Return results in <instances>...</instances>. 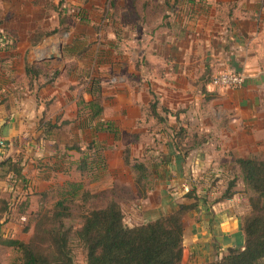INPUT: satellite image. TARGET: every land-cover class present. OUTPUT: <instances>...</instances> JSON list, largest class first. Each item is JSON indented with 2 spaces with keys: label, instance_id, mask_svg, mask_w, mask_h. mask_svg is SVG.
<instances>
[{
  "label": "crops",
  "instance_id": "crops-1",
  "mask_svg": "<svg viewBox=\"0 0 264 264\" xmlns=\"http://www.w3.org/2000/svg\"><path fill=\"white\" fill-rule=\"evenodd\" d=\"M115 1L110 9L105 0H89L85 4L88 19L77 23L74 18L75 39L81 35L93 47L68 81L64 66L53 81L45 72L30 82L26 51L34 45L38 30L59 25V0H54L56 8L35 5L33 0H0L2 18L8 17L5 27L16 40L7 60L12 62L10 68L3 72L0 63L4 92L0 94V161L13 158L23 167L19 175L10 174L0 184V192L14 189L12 197H2L16 201L1 220L0 238L29 241L34 217L46 206L44 194L79 181L81 153L72 148L78 145L84 151L93 144L105 153L108 163L114 160L121 172H128L118 179V186L130 189L135 198L129 217L119 201L130 227L168 215L181 203H194L195 197L187 194L191 190L201 201L184 217L182 264L221 260L232 252L229 248L236 250L245 244L243 207L248 196L238 191L245 187L238 160L264 154V0ZM60 11L66 10L61 7ZM113 15L118 32H111L109 26L108 36L100 41L108 42V49L117 43L122 46L119 70L125 72L126 82L132 75L137 83L129 94L128 88L124 99L118 95L119 115L111 112L112 104L103 103V116L82 126L80 100L85 104L93 97L89 84L80 83L76 72L80 70L84 78L89 75L94 49L98 51L92 25H111ZM47 39L42 37L40 42ZM106 54L99 62L105 61V55L109 61L112 55ZM222 71L244 72L245 84L207 90L211 77ZM154 96L159 117L149 111ZM63 121L70 123L48 130L49 124ZM99 122L112 124L115 131L98 130ZM138 122L166 124L167 131L145 132ZM126 148L140 162L153 158L144 163L150 171L145 197L139 193L135 172L125 162ZM111 167L103 169L109 172ZM106 177L101 189L117 191L107 186L110 178ZM231 183L233 196L223 198ZM4 248H15L0 243V261L9 264L2 254Z\"/></svg>",
  "mask_w": 264,
  "mask_h": 264
},
{
  "label": "trees",
  "instance_id": "trees-1",
  "mask_svg": "<svg viewBox=\"0 0 264 264\" xmlns=\"http://www.w3.org/2000/svg\"><path fill=\"white\" fill-rule=\"evenodd\" d=\"M43 2L46 6L50 5V0H33L35 5ZM63 22L62 19L60 23L63 24ZM1 24L0 21V28ZM56 30L57 28L53 31L38 30L36 33L38 40H34L33 44L40 42L42 37L52 35ZM59 73L57 70L49 81H53ZM43 74L45 73L42 68L36 65L26 67V75L30 82ZM95 92L97 89L92 90L94 96ZM157 105L158 100L154 96L150 102L149 111L159 117L156 110ZM85 106L89 109L90 121H95L104 114L105 105L97 97L85 102ZM68 123L70 122L63 121L61 125L49 124L48 130L61 128ZM81 125L87 126V123L82 120ZM96 128L115 131L112 124L104 122H99ZM94 146L89 144L87 150ZM73 148L81 150L78 145ZM125 155L126 163H130L129 148H126ZM97 158L99 159L100 156ZM88 159L89 154L86 152L79 162V168L84 172L90 164ZM238 164L243 174L245 187L251 192L249 200L252 209L245 217L242 228L245 233V244L243 248L227 253L221 260L205 264H257L264 258V159L253 155L240 158ZM0 167H6L7 172L12 175H19L23 168L22 162L13 158L0 161ZM133 168L138 170L136 184L139 193L145 197L150 174L149 168L140 162H135ZM2 178L4 176L0 173V180ZM233 187L234 183H231L223 198L233 196ZM112 193L113 190L98 193L83 191L82 200L85 203L100 198L104 194L111 198L104 207L90 205L86 208L82 216V224L77 230L67 227L65 220L71 216L70 208L64 200H59L51 210L37 215L34 233L29 241L2 237L0 243L14 247L21 252L20 264H75L71 245L72 235H75L87 251V264H182L185 241L184 217L198 208L200 197L193 195L190 190L187 194L195 197L194 203H181L177 210L168 215L130 227L125 222L121 204ZM10 202L5 198L0 200V224L5 214L11 209ZM0 264L4 263L0 261Z\"/></svg>",
  "mask_w": 264,
  "mask_h": 264
},
{
  "label": "rangeland",
  "instance_id": "rangeland-1",
  "mask_svg": "<svg viewBox=\"0 0 264 264\" xmlns=\"http://www.w3.org/2000/svg\"><path fill=\"white\" fill-rule=\"evenodd\" d=\"M88 1L89 0H73V1L59 0V2L57 3L59 7V22L62 19L64 20V22L63 24L59 23L58 26L49 29V31H53L55 28H57L56 32H53L52 35L48 36V39L46 40L48 42L42 41L40 42L41 44L40 43L34 44L33 46H30L28 48V50L26 51V55H27L26 64H25L26 67L28 65H36L37 67L42 68L44 73L48 72L49 73L48 77L50 79L53 77L54 73L57 70H59L60 73L58 76H60V74L62 73L61 70L64 68V66H67L68 75L65 76V80L68 81L71 71L78 70L77 64H79L81 60L85 63V60L88 57L86 54L90 52V48H92L93 46L92 44L86 43L84 40H82L81 35L75 39L76 34L73 29L75 28V23L73 22L76 19L77 23H83L85 22V20L88 19L89 15L86 11V6H85V4ZM115 3L117 4L115 0H105V5L108 6V4H110L109 6L110 9L115 7L114 6ZM42 5L46 6V3L43 2ZM48 6L53 7L54 0H50V5ZM61 7L62 9L66 10L64 13L60 11ZM68 16L72 18H68ZM7 18L8 17L2 18V11H1L0 21L2 23L1 24L2 26L0 28V63L2 65L1 66L2 71L3 69L6 71L7 68H10V64L12 65V62L10 63L7 60H9V56H11L10 52H12L14 48L16 47V40L14 36L15 34L5 27V22L7 21ZM69 19H72L71 23L73 24V27L69 23ZM116 21L118 20L113 15V23L111 25L110 24L103 25V23L102 25L100 24L92 25L94 29V34L98 38L97 39L98 40L97 41L98 51H95L94 49V52H93L95 54L94 63L90 64L89 68H87L89 70L88 71L89 75L86 78L81 76L80 70L76 72V74L79 75L78 81H80V83H86L87 85L89 84L88 93L92 95L93 99L94 97H97L103 103L112 104L111 112H114L115 116L119 115V109H117V107H119L121 103L118 95H120L124 99L126 97L128 88H129L128 90V94H129L130 89L131 91H134L135 85L137 83V79H135L134 77L132 78V75L128 77V81L126 82L124 80L126 76L125 72L119 70V65H118L119 64V54L122 53V49H121L122 46L117 43L114 47L108 49L110 47L109 43L100 41L104 37L108 36L109 31L106 30V28H108L109 26H110L111 32L113 33L118 32V26L115 24ZM10 39L14 40L13 43L11 42ZM106 53H108L109 55H112L109 58V61H108V58L106 57L107 55ZM104 54H106L105 61L99 62L100 60H102V57L104 56ZM71 59H73V61H71ZM55 66H59V67L56 69ZM71 86L76 87L77 85H71ZM95 89H97V92H95V96H94V94L92 93V90H95ZM120 91H122L123 94H121ZM3 93L4 92H2L0 88V94L2 95ZM81 100H80V110L82 112H80V116L82 115L81 116L82 118L80 119V123L82 120H84L85 122L89 120V116L87 115L86 106L84 103H82L83 100L82 101ZM145 123L146 124L142 123L141 125L138 122V127L139 128L143 127L145 132H149V133L159 132L158 131L159 129H162V131H164V129L166 128V124L155 125L154 123H149V122H145ZM134 127H135L134 125L128 126L127 130L128 129L132 130ZM117 128L119 129V133L122 134V130H120L119 125L117 126ZM166 131L167 130L165 129V132ZM116 132L118 133V131ZM130 133L131 131H128V134ZM77 151L79 152V154L81 153L80 160L86 152L89 154L88 160L90 164H89L88 169H86L84 172L78 167L79 173H81V175L79 173L77 174V176H79V181L66 182L65 183L66 185L63 186L62 188H59V189L54 188L48 191V193H45L44 195L47 198L45 202L46 206L42 208L36 214V216L34 217V221L40 214H43L47 212L48 210H51L59 200H64L66 205L70 208L69 211L71 212V216L65 220L66 225L67 227L77 230L82 224V221H83L82 216L85 213L86 208H88L90 205H93L95 207H104L109 202L111 197H107L108 195L106 194L101 195L100 198L92 199L90 200V202H87V203H85L82 200V193L84 190H88L92 193H98V192L105 191L101 189L105 185L101 182L104 176H108L106 177L105 180H108V178H110L109 182L106 183L107 186H114L117 188V191L115 188L108 187L107 189L109 191L113 190L114 194L113 193L112 194L115 196L114 197L115 199L116 198L119 199L122 193L123 197L120 198L119 200L117 199L116 200L117 201L121 200L124 210L126 212V216L128 217L131 216L130 212H132V209L130 208V205L132 201L133 203L135 202V198L130 189H121L120 186H118V179H120L121 177H126L128 172H123V171L121 172L118 169L114 160L113 162H110L111 164L108 163V158L106 157L105 153L95 150L94 147L91 148L90 150L86 149L84 151L82 150H77ZM130 151L131 150H129V157H128L130 160V163L127 162L126 164L127 166L131 167L132 170L137 175L138 170H135L133 168V164L135 162H140L141 158L132 157ZM98 156H100L99 159L97 158ZM258 157L264 159V154L260 156L258 155ZM124 159L126 162V155ZM137 159L140 161H138ZM152 159L153 158H150L148 160L146 159L145 160L146 162L144 163L148 164L149 162L152 161ZM140 163L143 164V162H140ZM106 165L107 166L111 165L112 170L109 172H106V170L103 169L104 167H106ZM126 170H129V169L126 168ZM0 173L1 175L4 176V178L0 180V184H2V181L6 180L8 176L10 175V173L7 172L6 167L4 168L0 167ZM114 180H116L117 182L115 183ZM11 181L12 180L10 179L8 183H12ZM12 190L13 191L10 193L9 191L0 192V200L3 199L2 197L3 195L12 197V193H14V189ZM238 191L241 193H246V195L248 196V201L247 200L245 201L244 207H243V212H244L243 220H244L245 217L248 214H250L251 209H252L250 200H249L251 196V192L246 187H240ZM15 205H16V201H15ZM71 245L73 249L75 264H87V251L80 244V242L77 240L75 235H72ZM4 250L6 251L2 252V254L4 255V257L6 258V261L9 264H20L21 263L22 254L19 250L13 249V248H4ZM257 264H264V258L259 260Z\"/></svg>",
  "mask_w": 264,
  "mask_h": 264
},
{
  "label": "built area",
  "instance_id": "built-area-1",
  "mask_svg": "<svg viewBox=\"0 0 264 264\" xmlns=\"http://www.w3.org/2000/svg\"><path fill=\"white\" fill-rule=\"evenodd\" d=\"M2 32V30H1ZM3 37V36H2ZM246 74L242 71H222L214 74L206 88L209 91H220L226 88H238L245 84ZM11 208L15 207V201L10 202ZM25 221V218H21Z\"/></svg>",
  "mask_w": 264,
  "mask_h": 264
},
{
  "label": "water",
  "instance_id": "water-1",
  "mask_svg": "<svg viewBox=\"0 0 264 264\" xmlns=\"http://www.w3.org/2000/svg\"><path fill=\"white\" fill-rule=\"evenodd\" d=\"M229 250H230V251H234V250H235V248H229Z\"/></svg>",
  "mask_w": 264,
  "mask_h": 264
}]
</instances>
